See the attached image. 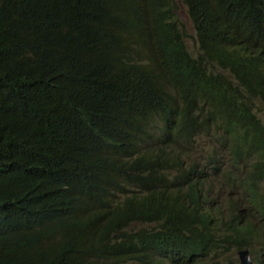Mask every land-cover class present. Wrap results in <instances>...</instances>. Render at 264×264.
I'll list each match as a JSON object with an SVG mask.
<instances>
[{
  "label": "trees",
  "instance_id": "trees-1",
  "mask_svg": "<svg viewBox=\"0 0 264 264\" xmlns=\"http://www.w3.org/2000/svg\"><path fill=\"white\" fill-rule=\"evenodd\" d=\"M180 1L0 0V264L261 263L264 0Z\"/></svg>",
  "mask_w": 264,
  "mask_h": 264
},
{
  "label": "clouds",
  "instance_id": "clouds-1",
  "mask_svg": "<svg viewBox=\"0 0 264 264\" xmlns=\"http://www.w3.org/2000/svg\"><path fill=\"white\" fill-rule=\"evenodd\" d=\"M211 144L208 143H202L201 146V152L207 151L208 146ZM213 149V148H212ZM216 150H219L218 147L215 148ZM205 154L202 153L200 155V158L204 157ZM221 178L216 177L215 175H211L208 178V183L209 184H213L215 181L220 180ZM216 186H218V184H216ZM232 198V195L230 194V196H228V191L224 190L223 194L221 196V199L223 200V207L226 210V212H228V204L230 203ZM262 240L264 242V231L262 233ZM226 253L228 255H221L220 257L224 260L227 261L229 259L233 260L234 264H244L243 259H242V253H247V256L245 257L246 260H248L250 263L252 264H264V256L261 258V263L259 262L258 257L252 253V251L250 249H239L237 247H230L228 251H226ZM261 253L264 252L262 251Z\"/></svg>",
  "mask_w": 264,
  "mask_h": 264
},
{
  "label": "rangeland",
  "instance_id": "rangeland-1",
  "mask_svg": "<svg viewBox=\"0 0 264 264\" xmlns=\"http://www.w3.org/2000/svg\"><path fill=\"white\" fill-rule=\"evenodd\" d=\"M175 8H176V12H177V15H178L181 23L185 26L187 33H188V37L186 40L188 49L193 54V56H197L198 48H197V44L195 41L194 31H193L192 25H191V19L188 15V12H187V8H186L185 4L183 2H181L180 0H176ZM256 109L259 113H262L264 111V105L260 104L259 101H256ZM212 148H213L212 145L208 146V148H207L208 153L212 152Z\"/></svg>",
  "mask_w": 264,
  "mask_h": 264
},
{
  "label": "water",
  "instance_id": "water-1",
  "mask_svg": "<svg viewBox=\"0 0 264 264\" xmlns=\"http://www.w3.org/2000/svg\"><path fill=\"white\" fill-rule=\"evenodd\" d=\"M241 255H242V259H243L244 264H252L248 260L245 259V257L247 256V253H242Z\"/></svg>",
  "mask_w": 264,
  "mask_h": 264
}]
</instances>
